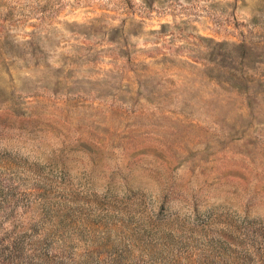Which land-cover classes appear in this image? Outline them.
<instances>
[{
    "label": "clouds",
    "instance_id": "9594fccd",
    "mask_svg": "<svg viewBox=\"0 0 264 264\" xmlns=\"http://www.w3.org/2000/svg\"><path fill=\"white\" fill-rule=\"evenodd\" d=\"M0 264H264V0H0Z\"/></svg>",
    "mask_w": 264,
    "mask_h": 264
}]
</instances>
